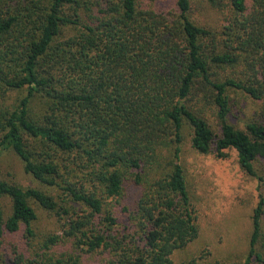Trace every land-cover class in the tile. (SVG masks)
<instances>
[{
  "label": "trees",
  "instance_id": "1",
  "mask_svg": "<svg viewBox=\"0 0 264 264\" xmlns=\"http://www.w3.org/2000/svg\"><path fill=\"white\" fill-rule=\"evenodd\" d=\"M147 1L0 0V153L55 191L0 178V234L34 237L33 202L64 233L13 264H174L199 234L186 130L201 154L235 149L264 184V0ZM200 6L220 23L199 21ZM240 94L258 103L243 128ZM263 219L261 194L242 262L184 264H264Z\"/></svg>",
  "mask_w": 264,
  "mask_h": 264
},
{
  "label": "rangeland",
  "instance_id": "2",
  "mask_svg": "<svg viewBox=\"0 0 264 264\" xmlns=\"http://www.w3.org/2000/svg\"><path fill=\"white\" fill-rule=\"evenodd\" d=\"M148 7L158 11H177L178 0H148ZM196 18L202 22L219 24L218 14L210 7L200 6ZM238 96L231 115L232 121L243 128L253 118L257 101ZM186 130L182 143L181 163L185 168L192 202L199 224L198 236L172 254L174 264H184L192 258L211 262H242L248 252L252 233V215L264 184L248 174L241 166L238 152L228 149V156L217 157L214 153L201 154L191 145V136ZM259 174L264 175V162H256ZM0 178L22 185L38 187L49 192L54 189L39 184L24 169L22 160L9 149L0 153ZM55 192V191H54ZM125 201L126 198L124 199ZM6 217L10 214L11 202L2 199ZM38 218L33 223L34 237H30L22 226L18 232L8 230L0 234L2 264H13L21 253L27 256L41 251L49 236L63 235L58 216L33 202ZM264 227V219H263Z\"/></svg>",
  "mask_w": 264,
  "mask_h": 264
}]
</instances>
